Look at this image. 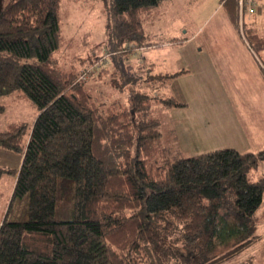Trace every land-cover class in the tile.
I'll return each instance as SVG.
<instances>
[{
    "label": "trees",
    "instance_id": "16d2710c",
    "mask_svg": "<svg viewBox=\"0 0 264 264\" xmlns=\"http://www.w3.org/2000/svg\"><path fill=\"white\" fill-rule=\"evenodd\" d=\"M163 1L109 0L103 46L118 55L116 90L138 89L149 71L124 61L131 45H143L141 25ZM221 3L236 27L237 0ZM59 10V0H0V97L15 94L36 110L28 131L20 123L0 132V150L20 157L18 169L0 166V178L14 177L0 264H224L255 242L264 179L247 175L264 150L174 160L149 108L155 100L167 109L181 104L141 90L127 109L95 104L78 73L53 58ZM175 76L143 83L153 88Z\"/></svg>",
    "mask_w": 264,
    "mask_h": 264
},
{
    "label": "rangeland",
    "instance_id": "374dc122",
    "mask_svg": "<svg viewBox=\"0 0 264 264\" xmlns=\"http://www.w3.org/2000/svg\"><path fill=\"white\" fill-rule=\"evenodd\" d=\"M256 3V13L245 24L264 41V0ZM108 4L59 0L60 41L53 58L64 71L78 73L95 104L127 109L138 90L177 101L180 106L167 109L155 100L149 108L160 123L163 147L175 151L174 160L222 149L254 155L264 150V47L249 39L238 15L235 27L221 0L161 2L141 25L143 45H131L124 61L149 71L138 89L116 90L112 60L118 55L107 56L103 46ZM156 74L176 76L153 88L143 83L147 75ZM0 107V132L20 123L28 131L36 117L32 104L15 94L0 97ZM247 176L252 182L264 179V160ZM13 182L10 175L0 178V222ZM258 212L263 217L257 239L224 264H264V195Z\"/></svg>",
    "mask_w": 264,
    "mask_h": 264
},
{
    "label": "built area",
    "instance_id": "2783aa9c",
    "mask_svg": "<svg viewBox=\"0 0 264 264\" xmlns=\"http://www.w3.org/2000/svg\"><path fill=\"white\" fill-rule=\"evenodd\" d=\"M256 0H237L238 23L242 25L243 21H247L249 16L254 15L257 11Z\"/></svg>",
    "mask_w": 264,
    "mask_h": 264
},
{
    "label": "crops",
    "instance_id": "0c3cea01",
    "mask_svg": "<svg viewBox=\"0 0 264 264\" xmlns=\"http://www.w3.org/2000/svg\"><path fill=\"white\" fill-rule=\"evenodd\" d=\"M19 164V156L0 150V166L5 165L10 169H18Z\"/></svg>",
    "mask_w": 264,
    "mask_h": 264
}]
</instances>
